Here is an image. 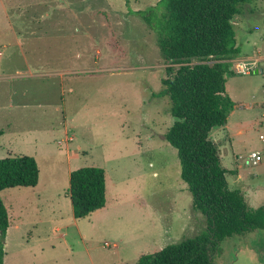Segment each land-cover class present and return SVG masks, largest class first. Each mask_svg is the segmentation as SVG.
<instances>
[{
  "label": "rangeland",
  "instance_id": "rangeland-1",
  "mask_svg": "<svg viewBox=\"0 0 264 264\" xmlns=\"http://www.w3.org/2000/svg\"><path fill=\"white\" fill-rule=\"evenodd\" d=\"M159 1L0 0V160L33 157L40 171L35 188L0 192L10 221L4 264H137L205 231L177 151L164 139L174 119L162 80L167 67L179 66L163 59L136 15ZM233 24L240 55L263 73L227 77L239 162L227 131L212 137L231 188L258 209L264 207V0H250ZM254 151L262 162L246 163ZM87 167L105 170L106 206L75 219L70 174ZM262 255L264 229L224 239L212 261L264 264Z\"/></svg>",
  "mask_w": 264,
  "mask_h": 264
},
{
  "label": "trees",
  "instance_id": "trees-1",
  "mask_svg": "<svg viewBox=\"0 0 264 264\" xmlns=\"http://www.w3.org/2000/svg\"><path fill=\"white\" fill-rule=\"evenodd\" d=\"M249 2L160 0L146 11L136 12L154 33L163 59L179 66L167 67L162 80L161 96L169 98L174 119L164 139L177 151L180 177L192 195L193 208L206 220L200 235L142 255L137 264H213V254L224 239L264 229V207L251 208L241 190L231 188L220 146L212 137L218 129L226 131L235 110L226 90L227 77L234 74L230 60L241 54L233 23ZM39 174L33 157L1 159L0 192L35 188ZM67 195L75 219L105 208V170L87 167L72 171ZM9 226L0 197V264H4Z\"/></svg>",
  "mask_w": 264,
  "mask_h": 264
},
{
  "label": "built area",
  "instance_id": "built-area-1",
  "mask_svg": "<svg viewBox=\"0 0 264 264\" xmlns=\"http://www.w3.org/2000/svg\"><path fill=\"white\" fill-rule=\"evenodd\" d=\"M231 63V70L236 74H250L252 72L259 71L258 68L254 67L256 65V62H246L244 60H230ZM260 140L264 142V136H260ZM262 161V157L260 153L258 152H252L250 155L247 156V162L248 164H259Z\"/></svg>",
  "mask_w": 264,
  "mask_h": 264
},
{
  "label": "crops",
  "instance_id": "crops-1",
  "mask_svg": "<svg viewBox=\"0 0 264 264\" xmlns=\"http://www.w3.org/2000/svg\"><path fill=\"white\" fill-rule=\"evenodd\" d=\"M245 58H248V57H245V55H243V56H239L238 58H236V59H233V60H244ZM257 72H259V73H263V69H260L259 68V71H257ZM256 72V73H257ZM226 90H227V88H226ZM235 111L236 110H234L231 114H230V116H229V118H228V122H227V126H226V131L228 132V135H229V138H230V148L232 149V152H233V155H234V158L236 159V161L237 162H239V160H240V155L238 154V153H236V151H235V148H234V145H233V141H232V139H231V135H230V123H231V119H232V117L235 115ZM261 125H262V123H261ZM237 133L240 135V134H242V130H237ZM262 136V135H261ZM222 148H225L224 146L222 147ZM221 148V149H222ZM254 152H258V151H254ZM220 153H221V150H220ZM261 157H262V155H261ZM263 160V159H262ZM262 162V161H261ZM239 167V166H238ZM239 177H240V175H238Z\"/></svg>",
  "mask_w": 264,
  "mask_h": 264
},
{
  "label": "water",
  "instance_id": "water-1",
  "mask_svg": "<svg viewBox=\"0 0 264 264\" xmlns=\"http://www.w3.org/2000/svg\"><path fill=\"white\" fill-rule=\"evenodd\" d=\"M213 63L211 62L210 65H212Z\"/></svg>",
  "mask_w": 264,
  "mask_h": 264
},
{
  "label": "flooded vegetation",
  "instance_id": "flooded-vegetation-1",
  "mask_svg": "<svg viewBox=\"0 0 264 264\" xmlns=\"http://www.w3.org/2000/svg\"><path fill=\"white\" fill-rule=\"evenodd\" d=\"M262 256H264V255H262ZM261 256H259V258H260Z\"/></svg>",
  "mask_w": 264,
  "mask_h": 264
}]
</instances>
